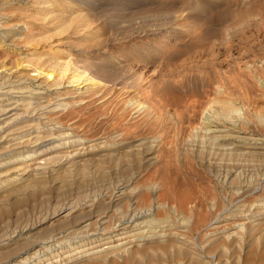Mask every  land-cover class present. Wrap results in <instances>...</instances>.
I'll return each mask as SVG.
<instances>
[{
	"label": "bare ground",
	"instance_id": "1",
	"mask_svg": "<svg viewBox=\"0 0 264 264\" xmlns=\"http://www.w3.org/2000/svg\"><path fill=\"white\" fill-rule=\"evenodd\" d=\"M69 7L63 0H0V264H207L182 236L190 231L193 215L181 210L185 191L175 192L164 179L174 161L206 169L213 182L207 191L211 210L241 200L235 210L223 208L233 226H212L204 240L221 239L223 248L224 241L233 242V264L240 259L264 264V196L244 198L264 191V164L249 174L241 167L244 160L264 161V113L250 110L247 81L189 65L173 74L181 76L175 90L166 84L155 92L154 79L147 88L139 81L164 42L152 52L134 45L144 58L126 61L109 49L113 35L98 40V47L89 43L97 37L93 20L77 11L71 16ZM249 73L259 75L264 87V62ZM133 117L138 122L130 127ZM102 122L112 123V132H88ZM138 126L158 130V136L129 141ZM169 136L173 139L167 141ZM161 140L169 163L160 177L166 188L158 181L136 184L143 172H132L131 162L138 169L157 162ZM105 161L122 165L127 175L107 185H78L71 190L73 198L62 201L69 178L83 177L90 166L104 170ZM37 194L42 198L38 209L21 215L20 208L10 223L16 206ZM166 197L179 200L174 217L160 212ZM39 224L45 229L23 234Z\"/></svg>",
	"mask_w": 264,
	"mask_h": 264
},
{
	"label": "rangeland",
	"instance_id": "2",
	"mask_svg": "<svg viewBox=\"0 0 264 264\" xmlns=\"http://www.w3.org/2000/svg\"><path fill=\"white\" fill-rule=\"evenodd\" d=\"M63 1L70 2L71 7L67 9L71 16L82 12L80 14H85L87 16L89 15L91 20H93V25L95 24L94 26H96L97 29V37L89 43L95 44L94 47H98V40H102L103 38L113 35V38H115V44L110 43L108 45L109 49L113 50L115 54H117L118 52L119 55H123L122 58H125L126 61L130 60L132 57H137L138 59L144 58L139 57L138 51L136 52L134 50V45L143 46L144 51L146 50V52H152V50H154V47L157 46L158 43H165V51H163V49L162 52L153 54L154 57H150L151 63L148 64V67L144 69L143 74L141 75L139 83L144 87L148 86L149 83L154 79L155 86L153 87V90H155V92L157 90H163V87L166 84L170 85L171 88L175 90L177 86L174 84L178 83L181 80L180 75H173L175 71L179 72L189 65H192L193 67L198 66L200 70L216 69V71L222 73L225 76L236 77L237 79H240L242 77V80H246L250 88V98L248 99V103H250L248 104L250 110L253 109L252 111H255L256 113H264V87L259 85V75L257 77L252 75V73H249L254 66H260L264 62V0H174V2L172 0H89L90 2L88 0ZM167 4H169L170 6ZM39 5L40 6L38 7L42 11V5L44 4L41 3ZM167 6L169 7L170 12L167 11L168 9H165L167 8ZM34 11H38V9L35 8ZM74 11H77L78 13H75ZM187 16L190 18H188ZM128 37L130 39H128ZM173 42L174 44H172ZM122 64L127 66V62L125 63V61ZM132 65L133 68H135L134 64ZM130 66L131 64L129 65V67ZM138 99L141 101L140 97H138ZM135 118H130V122L131 120L133 122L128 123L130 127H132V125L134 124H137L136 122H138V120H136L137 118ZM111 125L112 123L102 122L100 123V125L95 126L94 129L88 132L94 133L98 131L97 133L108 134L113 130ZM137 131L129 136V141H134V138L136 137L149 138L155 135L158 136V130L148 131L147 129L138 126ZM172 139V136H169L167 141ZM145 147L142 146L143 151L147 149ZM164 149H166L165 141L161 140L155 150V154L157 155L158 160L157 162H153L151 165H149L148 168L141 167L138 169V167H136V161L134 160L135 163L131 162V165L133 167L132 172H143L141 175H139L136 184H149V181L150 183H152V181H158V183L161 185V188L163 189V187L166 188L167 183L165 181L171 180L170 182L173 185V189L175 192H180V190H182L183 192L185 191L184 193L185 195H187L188 199L186 197V200L184 202L185 208L183 207L181 210L183 212L186 210L188 212L191 211L190 215L193 216H191L192 218L190 220V231L184 232L185 234L183 233L182 236L187 239L189 245L191 244V246H193L191 250L196 252L198 254L197 256H200L202 261H207V264H215V261L220 264L222 262L221 259L223 260V262L225 261L226 264H233V262L237 258V251L234 243L224 241V244L226 245H223L228 248L226 254V248H223V246L219 243V240L221 239L211 241L207 240V242L209 243L208 245V243L204 240V233L208 232V229L215 225H221L219 226L221 230L232 227L233 221L225 217L227 215H225L223 208L226 207L225 210L228 211L235 210L236 208L234 206L237 207L238 204L241 203L239 202L241 200L238 198H236L237 200L233 198L231 203L225 202L222 208L220 207L217 208L218 210H211V197L209 194H207V191H210L208 189H211V185L213 182L208 180L209 178L207 177L206 169L193 167V169L190 168V170L185 168L184 166H181L182 164L174 161L170 166L168 165L170 167V170H168L167 172V170H165V166L169 163H166L167 161H165L166 159L163 157ZM146 155L147 154L144 155V159H146ZM134 156L135 152L131 153V156H129L130 160L132 157V159H135ZM256 160L257 162H255ZM255 161L254 159L242 161V171L246 174H249V172H252L251 170L256 171L260 168V166L262 167L264 164L263 160L255 159ZM111 163L113 164V162L105 161V164H101L103 168H106V170L104 168V170L98 171L94 167L92 168V166H90L83 177L81 175H76L77 180L69 178L66 181V184L68 185L65 186V191H63L67 198L64 195V197L62 198H66V200L62 199V201L66 202L69 199L71 200V198H73V195L70 194L71 190H74L78 185H86L87 187L107 185V183H112L113 181L115 182L117 180V177L118 179H121L127 175L123 171L122 165L119 164L114 166ZM108 166L109 168H107ZM197 168L198 172L196 170ZM162 169L165 170V174L163 173ZM200 172L202 174L201 178V174H199ZM162 173L166 175V178H171L166 179L164 177L165 181L161 180L160 177ZM118 175H122V177H119ZM163 182L166 184H164ZM67 186L69 187L68 189ZM258 191L244 197L245 200L252 201L261 194L262 196H264V191ZM201 192L203 193L202 196H200L202 194ZM204 193H206V196L204 195ZM40 199H42L41 196L37 194L32 197V199L28 200L25 204H22L21 206L17 205V208H15L17 211L15 210L14 212H11L9 215V219L11 217H16L17 214H21V212L23 214L26 212L28 213L33 208L38 209L36 206L40 204ZM165 199V201L163 199L162 201L167 203L166 208L164 211L160 210V212L172 214V217H174L173 212L171 211L180 212L179 200L177 199V197H173L174 200H167V197ZM170 199H172V197ZM197 200L201 202L198 201V203ZM199 204L203 205L200 206ZM19 209L23 210L20 211ZM220 210L223 212H221ZM18 211L20 212L18 213ZM187 211L185 213H188ZM219 211L221 213H219ZM217 212L218 214H216ZM200 215H202L201 217L206 218H203L204 222L199 221ZM215 216L219 217V222L211 224L204 230L198 231L206 224L213 222V220L216 218ZM14 219H10V223ZM195 223L199 226L195 225ZM226 224H228V226ZM2 226L3 224H0V228ZM223 226L224 228H221ZM29 229L24 231L23 234L26 235L28 233H33L45 229V224H39L35 228ZM172 230L175 229L172 228ZM210 237L212 238L213 236L211 235ZM15 238H17V236H15ZM218 243L220 246L217 245ZM166 254L168 255L169 253L167 252ZM167 255H165L166 258ZM216 257H218L219 259ZM209 260L212 261L210 262ZM135 262L137 264L136 260L132 261L131 264H135ZM160 262L159 264H163V261ZM166 263L176 264L173 261L167 262V260ZM240 264L250 263L240 259Z\"/></svg>",
	"mask_w": 264,
	"mask_h": 264
}]
</instances>
